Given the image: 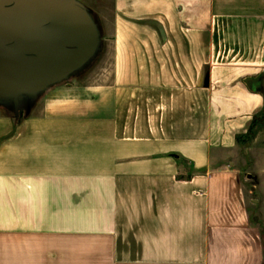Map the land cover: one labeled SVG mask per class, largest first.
<instances>
[{
	"label": "crops",
	"instance_id": "0c3cea01",
	"mask_svg": "<svg viewBox=\"0 0 264 264\" xmlns=\"http://www.w3.org/2000/svg\"><path fill=\"white\" fill-rule=\"evenodd\" d=\"M109 28L106 80L0 114V264H264V0Z\"/></svg>",
	"mask_w": 264,
	"mask_h": 264
},
{
	"label": "water",
	"instance_id": "95a60500",
	"mask_svg": "<svg viewBox=\"0 0 264 264\" xmlns=\"http://www.w3.org/2000/svg\"><path fill=\"white\" fill-rule=\"evenodd\" d=\"M100 43L77 0H0V100L35 98L83 68Z\"/></svg>",
	"mask_w": 264,
	"mask_h": 264
},
{
	"label": "rangeland",
	"instance_id": "374dc122",
	"mask_svg": "<svg viewBox=\"0 0 264 264\" xmlns=\"http://www.w3.org/2000/svg\"><path fill=\"white\" fill-rule=\"evenodd\" d=\"M77 1L80 2L93 17L98 29L105 28L106 31H110L109 24L113 17V0ZM110 42L111 41L100 43V47L93 59H91V61H89L83 68L74 72L66 80L59 83V85H77L84 87L101 83L103 80H106L104 76L105 73H111L112 71V44ZM26 102V97H22L19 101L0 100V114L18 109L19 106L20 108H23V106L25 107ZM263 116H261L259 120H263ZM255 130L256 133L264 131V121H261V124L259 127L257 126V129ZM248 169H251V167ZM250 171L252 172L253 170Z\"/></svg>",
	"mask_w": 264,
	"mask_h": 264
}]
</instances>
